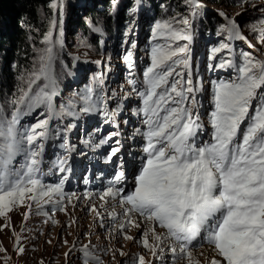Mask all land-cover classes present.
<instances>
[{
    "label": "snow or ice",
    "instance_id": "1",
    "mask_svg": "<svg viewBox=\"0 0 264 264\" xmlns=\"http://www.w3.org/2000/svg\"><path fill=\"white\" fill-rule=\"evenodd\" d=\"M112 2L115 5L116 0ZM185 3L192 9L193 16L203 7L200 0H185ZM49 7L54 16L42 40L45 47L40 50L32 69L19 77L21 86L9 101L14 109L11 118L3 116L0 110V216L25 199L40 205L41 211V201L51 203L56 196L60 199L55 204L61 205L63 199L66 176L55 186L43 184L40 178L45 142L52 138L50 121L65 114V109L57 110L52 101L56 94V50L64 48V0H51ZM174 23L182 24L184 28L176 29ZM260 23L259 38L264 41V20ZM57 25L59 35L54 37L53 30ZM190 28L188 18L177 20L173 17L157 21L152 29L153 39L165 43L152 47L151 66L144 72V91L137 93L142 100L138 111L143 113L146 127L142 132L137 129V133L145 141L146 162L135 176L133 190L119 197L127 224L121 222L118 231H123L127 225L139 227L132 219L133 215H138L164 230L158 234L150 227L138 241L157 259L162 258L160 245L167 240L173 261L180 257L193 264V249L203 247L206 242L220 258H213L210 264H264V55L256 58L244 51L238 63L233 59H221L215 65L216 68L234 69L236 75L213 82V110L209 114L211 138L198 144L197 138L204 127L195 110L199 82L193 83L188 46L173 47L172 43L183 40L190 44ZM251 28L256 31L255 25ZM220 31L227 33L228 42L213 48L210 59L222 51L231 53L230 42L233 40L252 47L234 19L226 18ZM124 59L130 62L132 53ZM181 64L188 70L186 79L183 83L181 80L170 81L173 74L182 76L174 67ZM132 67L129 63V68ZM131 83L136 91V82ZM92 94L93 89H87L83 100L88 104L81 111L90 112L95 107ZM41 108L44 111L35 117L36 123L23 131L17 129L22 116ZM103 113L115 115V111L108 112L107 105ZM41 116L44 118L40 119ZM55 135L59 136V132ZM25 144L27 147H23ZM118 151L113 148L111 155L115 156ZM21 152L25 153V163L20 169L10 170L13 158ZM66 165V160H60L56 167L64 172L68 170ZM124 180L125 173L117 171L100 199H117L122 189L113 185ZM59 210L65 209L61 206ZM27 217L28 213H25V219ZM109 217L116 220L115 213H109ZM124 239L132 240L133 237L125 235ZM16 245H19V236ZM157 249L161 255L157 254ZM17 250L19 254L24 252L23 247ZM82 252L84 264H103L87 246ZM4 259L7 262L8 257ZM135 264H144V258L138 257Z\"/></svg>",
    "mask_w": 264,
    "mask_h": 264
},
{
    "label": "rangeland",
    "instance_id": "2",
    "mask_svg": "<svg viewBox=\"0 0 264 264\" xmlns=\"http://www.w3.org/2000/svg\"><path fill=\"white\" fill-rule=\"evenodd\" d=\"M200 3L203 4L202 9L214 13L218 17L221 23L220 29L225 24L226 18L234 19L242 34L252 45L249 48L243 41L233 40L230 42L231 53L222 51L210 59L213 55V48L228 42L226 40L227 33L219 32L217 40L213 36L206 35L204 38L208 43L204 44L196 32L192 20H190L191 28L189 29L192 35L191 43L183 40L172 42L173 47L187 45L190 50L189 63L193 83L196 85L199 82L197 93L204 105L203 116L202 119L200 118L204 127L198 137L204 138L208 142L212 132L209 114L213 110L211 103L213 82L228 80L236 75L234 69L216 68L215 65L219 64L221 59H233L238 63L240 54L244 51L256 58L264 55V41L259 38L260 22L264 20V0H227L226 3L221 1L218 5H208L202 1ZM190 11V17H192V9ZM135 22L131 28L123 30L119 45H115L110 52L98 57L94 62L98 71L103 73L100 78L106 80L105 85H99L97 79L90 74L84 83H76V86L70 90V94L65 97L59 96L61 97L59 107L55 97L53 104L55 103L57 110L63 107L65 114L57 118L60 122L56 118L50 121L54 140L51 142L50 156L45 158L41 164V169L45 165L46 168L42 169L43 175L40 178L43 184L55 186L62 178L67 177L63 185L62 203L56 205L55 201L60 198L54 196L51 203L40 202L43 204L41 211L40 205L25 199L22 204L17 203L11 211L0 216V248L3 249L0 251V264H84L85 257L82 249L85 246L90 253L98 256L103 264H135L140 256L144 258V264H188V260L185 258L177 257L173 261L170 244L167 240L160 245V248L163 249L161 259H157L149 249L138 243L143 238V233L150 227L154 228L158 234L164 231L138 215H133L132 219L139 224V227L127 225L123 231H118V225L121 222L127 224L119 197L133 190L135 176L139 174L142 164L146 162V154L143 151L145 141L137 133V129L141 132L146 130L143 123L145 117L138 111L142 107V100L137 93L144 91V72L151 66L152 47L165 43L163 40L153 39L152 29L156 22L148 26L150 33H147L143 39L137 33L138 25ZM178 25V29L184 28V25L179 23ZM252 25L256 26V31L252 30ZM57 31V29L53 30L54 36ZM96 34L99 32L96 31ZM64 40L66 43V35ZM81 41L83 50H92L88 39L83 38ZM133 44L135 47L132 46ZM64 49H66V45ZM129 52L132 53V59L130 62H126L124 57ZM73 57L79 60L78 57ZM129 63L133 65L131 69ZM174 67L176 72L181 73L182 76L173 74L169 78L170 81L181 80L183 83L188 70L182 64ZM131 81L136 82V91L133 90ZM89 88L93 89L92 101L95 103V107L90 112H84L81 111V108L86 107L88 102L84 101L83 97ZM105 105L108 106L109 113H112L111 110L114 109L116 112L124 114L122 119V123L125 125L122 128L126 141L124 149H121L116 135H113L115 132L112 127L108 126L109 121L103 113ZM10 108H12L11 104L3 108L0 106L2 115L6 117ZM195 110H198L197 106ZM41 111L44 109H37L33 114L26 115V119H20L16 126L17 129L23 131L30 124L36 123L35 117ZM70 113H75V115ZM39 118L43 119L44 117ZM84 123L88 128L85 133L82 128ZM67 130L72 132L70 137L73 147L83 154L81 158L84 160L78 165V172L75 171L72 176H68L66 171L61 172L56 167L60 160H66L67 165H70L71 162V158H68L66 154L63 141L64 132ZM57 131L59 136L55 135ZM109 137L111 138L109 139ZM102 141L107 142L101 143ZM23 147H27V145L25 144ZM113 148L119 149L115 156L111 155ZM85 149H90L89 153ZM109 156L111 159H108ZM24 163L25 153H18L9 165V169H20ZM91 164H93L95 175L92 181L85 180V168ZM127 166L131 170L125 174L127 181L125 185H113L115 188L122 189L117 199L101 200V195L114 181L115 173L124 171ZM126 171L125 169L124 173ZM104 172H107L105 176ZM75 179L78 182L75 181L74 185L70 183ZM69 198L71 202H69ZM29 204H31V208H29ZM61 206L64 207V211L59 210ZM93 208L97 211H93ZM25 213H28L27 219H25ZM109 213H115L116 220L110 219ZM125 235L131 236L133 239L126 240L124 239ZM17 236H19L18 246L16 245ZM148 239L150 244L153 243L151 233H149ZM18 247L24 248L22 254L18 253ZM205 248L210 250L205 253L203 252ZM121 252L125 255H121ZM157 254L161 255L160 249H157ZM5 257H8L7 262ZM212 257L220 259L207 244L193 249V264H196L197 261L198 264H210Z\"/></svg>",
    "mask_w": 264,
    "mask_h": 264
},
{
    "label": "trees",
    "instance_id": "3",
    "mask_svg": "<svg viewBox=\"0 0 264 264\" xmlns=\"http://www.w3.org/2000/svg\"><path fill=\"white\" fill-rule=\"evenodd\" d=\"M208 5H218L227 0H200ZM51 0H0V106L7 107L14 93L21 86L19 77L32 69L34 62L45 45L44 35L49 31L54 12L49 7ZM136 11L132 12L131 9ZM191 8L185 0H64L63 31L66 49H57L54 62L56 103L70 94L76 83H84L88 76L101 79L94 64L98 57L119 45L123 30L138 25L140 38L150 33L148 26L157 21L188 18L200 39L204 36L218 39L220 20L214 13L200 8L190 17ZM57 13V15H56ZM55 15L59 17L57 11ZM173 27L178 29V23ZM59 26L57 25V30ZM94 29H99L96 34ZM64 35V37H65ZM54 36V35H53ZM58 36V31L55 33ZM89 40L92 50H83L81 40ZM213 39V40H214ZM213 42V41H211ZM86 49V48H85ZM67 50V51H66ZM104 50V53H102ZM195 51V48H194ZM73 56L79 58L76 60ZM86 62V63H85ZM90 63V64H89ZM104 81H106L104 79ZM61 96V97H59ZM12 106V105H11ZM13 107L6 114L10 119ZM26 119L22 116L21 119Z\"/></svg>",
    "mask_w": 264,
    "mask_h": 264
},
{
    "label": "bare ground",
    "instance_id": "4",
    "mask_svg": "<svg viewBox=\"0 0 264 264\" xmlns=\"http://www.w3.org/2000/svg\"><path fill=\"white\" fill-rule=\"evenodd\" d=\"M233 49H234V48H233ZM101 73H102V72H101ZM102 75H103V73H102ZM101 77H102V76H101ZM103 81H104V80H103ZM104 93H105V92H104ZM54 104H55V103H54ZM56 120L59 121L57 118H56ZM59 122H60V121H59ZM209 250H210V249L205 248V249H203V252L206 253V252L209 251ZM199 253H201V252H199ZM213 258H215V257H212L211 260H212ZM211 260H210V261H211Z\"/></svg>",
    "mask_w": 264,
    "mask_h": 264
}]
</instances>
